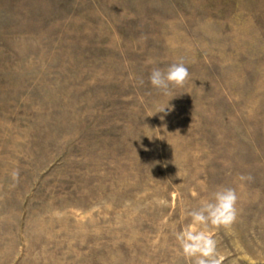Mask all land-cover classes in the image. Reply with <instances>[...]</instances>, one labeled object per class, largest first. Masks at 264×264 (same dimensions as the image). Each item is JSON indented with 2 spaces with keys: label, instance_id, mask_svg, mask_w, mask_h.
Returning <instances> with one entry per match:
<instances>
[{
  "label": "rangeland",
  "instance_id": "rangeland-1",
  "mask_svg": "<svg viewBox=\"0 0 264 264\" xmlns=\"http://www.w3.org/2000/svg\"><path fill=\"white\" fill-rule=\"evenodd\" d=\"M219 187L218 264H264V0H0V264H192Z\"/></svg>",
  "mask_w": 264,
  "mask_h": 264
},
{
  "label": "clouds",
  "instance_id": "clouds-1",
  "mask_svg": "<svg viewBox=\"0 0 264 264\" xmlns=\"http://www.w3.org/2000/svg\"><path fill=\"white\" fill-rule=\"evenodd\" d=\"M189 76L182 62L169 65L166 70L152 69L148 79L151 86L168 96L172 86H181ZM143 83V81H141ZM161 107L158 112H164ZM241 180L246 179L241 176ZM237 193L230 187H219L210 199H203L199 206L186 211L190 222L175 233L179 250L192 264H218L216 259V241L209 232V226L231 225L237 216Z\"/></svg>",
  "mask_w": 264,
  "mask_h": 264
}]
</instances>
